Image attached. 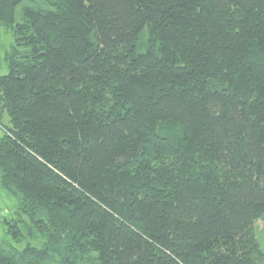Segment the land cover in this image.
I'll return each mask as SVG.
<instances>
[{
    "label": "trees",
    "instance_id": "1",
    "mask_svg": "<svg viewBox=\"0 0 264 264\" xmlns=\"http://www.w3.org/2000/svg\"><path fill=\"white\" fill-rule=\"evenodd\" d=\"M2 27L0 185L43 242L0 264H264V0H0Z\"/></svg>",
    "mask_w": 264,
    "mask_h": 264
},
{
    "label": "rangeland",
    "instance_id": "2",
    "mask_svg": "<svg viewBox=\"0 0 264 264\" xmlns=\"http://www.w3.org/2000/svg\"><path fill=\"white\" fill-rule=\"evenodd\" d=\"M143 39H147V32L143 34ZM14 42L13 32L6 27L0 29V75L8 72V65L5 61V53L10 49V46ZM17 211V201L10 194L5 192L0 185V241L5 247H14L15 249L22 250L27 245L41 246L43 237L36 234L32 235L28 232L27 227L24 224L30 225V219L21 215ZM22 218L24 223H21V235L16 239L13 234L9 232V223H16V220ZM23 224V225H22ZM31 226V225H30ZM255 233L264 245V217L259 219L254 227Z\"/></svg>",
    "mask_w": 264,
    "mask_h": 264
}]
</instances>
